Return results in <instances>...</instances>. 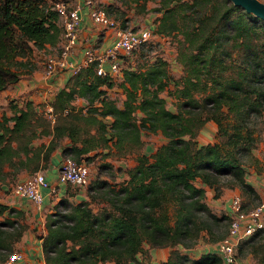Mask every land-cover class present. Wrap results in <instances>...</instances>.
Returning <instances> with one entry per match:
<instances>
[{"label":"trees","instance_id":"obj_1","mask_svg":"<svg viewBox=\"0 0 264 264\" xmlns=\"http://www.w3.org/2000/svg\"><path fill=\"white\" fill-rule=\"evenodd\" d=\"M117 1L135 12L148 9L149 0ZM158 1L153 10L162 13L153 32L182 37L176 60L183 73L172 93L176 111L162 96L170 76L157 60L143 70L124 69L118 80L97 75L94 62L81 66L48 103L52 118L31 100L18 107L11 101L10 114L0 115V181L43 169L65 138L62 154L78 162L105 148L119 157L135 154L125 180L97 183L105 204L94 209L88 199L66 200L65 209L47 215L45 264H220L216 251L198 257L186 252L204 230L210 232L207 218H217L206 189L217 188L218 196L226 185L221 177L229 176L230 186L254 191L240 156L254 146L246 117L264 106V19L230 0ZM61 34L59 16L45 0H0V91L30 74L33 52L56 45ZM115 86L123 92L121 104L108 94ZM79 98L84 103L77 105ZM209 120L217 127L215 140L201 143L197 136ZM143 132L160 133L166 141L145 153ZM41 136L49 141L35 145ZM4 210L0 263L26 227H15L11 218L21 212L0 203ZM163 247L170 248L167 258L151 260L149 249ZM250 247L264 264V241Z\"/></svg>","mask_w":264,"mask_h":264},{"label":"rangeland","instance_id":"obj_2","mask_svg":"<svg viewBox=\"0 0 264 264\" xmlns=\"http://www.w3.org/2000/svg\"><path fill=\"white\" fill-rule=\"evenodd\" d=\"M51 1L54 0H45V2L48 4H51ZM62 1L69 2L68 7L73 6L72 3L74 0ZM71 1L72 3H70ZM261 1L264 2V0ZM93 2L102 6L106 10V12L110 16L116 18L123 27L131 28L133 30H137L140 28H151L153 32L152 28H155V25H157L159 17L162 13V10H153V8L159 6L158 0H149L147 3L148 9L144 13L135 12V8L131 7L133 5H130V7H128L121 4L117 0H112L111 2H108V0H93ZM144 19H148L147 21L149 23H153L154 27L145 25ZM180 39H182V37L179 33L170 32L162 35L153 32L152 36L147 42L134 49L128 56L121 57L122 66L120 69V73L115 75L114 78L116 80L120 79L124 69L130 68L143 70L147 66H149V64L157 60H163L165 62L163 67L166 69L167 74H169L170 80L167 84V87L162 92V96L165 98L166 106L169 109L176 111V101L174 98L175 96L172 93L175 87L174 81L176 79H179V77L183 73L182 65L176 60V54L178 46L180 44ZM47 54L48 52L42 50H35L33 52L30 59V65L27 66L28 68H31L30 73L34 69H36L37 72L40 73L43 77L44 62ZM55 74L56 73H54L50 78L46 79H51ZM115 88L116 89L114 90L110 88V90L108 89V91L113 92L111 97L114 98L118 104H121L124 98L123 92H121L120 87L116 86ZM52 92H54V90ZM23 103V100H17L13 104L18 107ZM46 105L47 102H38V107L40 106V108H44L46 107ZM246 122L254 130V146L249 155L243 154L240 156V158L242 166L244 168L245 179L249 184L253 186L254 191H243L237 186H230L229 184H227V179L229 178V176L221 177V182H226V185L221 189V192L218 194V196L214 195L217 188L211 187L207 189L206 201L210 209L216 214L217 218H207L206 222L210 227V232L204 230L203 232L205 233L202 234L201 237L198 238V240L190 248L186 249L187 254L191 257H198L204 251H215L216 240L221 237L227 230V218L224 216H229V202L233 194L239 193L242 196L245 206H251L255 202H257L260 197L261 191L264 188V106H262L258 110L251 111L246 117ZM216 128V124L213 121L209 120L201 129L200 133L197 136V140L201 143L209 141L213 142L217 133ZM41 138L46 140L48 139V136H41ZM142 139L144 140L142 150L148 154L154 151V149L158 145L166 141V139L160 133L143 132ZM91 154H93V152ZM66 156L73 157L71 154L63 155L61 152L60 163ZM134 159L135 154H127L119 157L114 154V150H111L108 153V149L106 148L99 149L98 153L91 155L89 159H84L89 168V178L87 184L80 187L66 185L65 193L63 195H56L51 199V201L55 202L53 203V205H49L48 207L49 209H52L50 213L62 211L63 209H65L66 203L68 202H78L80 200L86 199L90 201V204L94 209L102 206L103 204H105V198L101 195L100 191L103 189L96 188L97 183L99 181H104L110 185H113L122 182L127 178L126 171L134 164ZM39 171L42 173L43 169ZM31 174L32 173H29V175ZM6 179V183H11L8 187V189L10 190L17 180L12 175L8 176ZM76 192L81 193L84 196L82 195L81 197L78 196L79 198H70ZM226 203L228 206V210L227 206L226 208H224V205ZM50 213H47V215ZM4 218L6 217H3V219ZM11 218L16 221L15 227L19 226V224L24 223L22 221L23 217L20 215H16V213H11ZM257 241H264V230L242 242V244L239 246L241 248V251L237 248V264H258L256 258L250 252V245ZM163 249L165 251L169 250L168 247H164ZM149 256L151 260L160 261L159 256ZM140 257L141 255L139 254L138 258Z\"/></svg>","mask_w":264,"mask_h":264},{"label":"built area","instance_id":"obj_3","mask_svg":"<svg viewBox=\"0 0 264 264\" xmlns=\"http://www.w3.org/2000/svg\"><path fill=\"white\" fill-rule=\"evenodd\" d=\"M89 5V16L91 20L104 27L111 28L115 33V41L102 52H96L88 45L83 49V60L73 62L70 54L73 46L79 37L81 17L80 6L68 7L67 2L62 0L51 1V8L54 9L62 27L60 43L56 53L48 54L44 62L43 76L50 78L54 73L69 70L71 74L76 73L83 65L95 63L97 75H112L120 73L122 56H128L134 49L147 42L152 36L151 28H140L133 30L123 27L120 22L110 16L106 10L87 0ZM46 111L48 116L51 107L48 105ZM89 178V168L84 161H76L71 156H66L59 165L57 180L62 184L71 186H84ZM12 193L27 198L37 206L44 200V191L48 190L50 195L56 193V186H52L44 174L36 171L25 179L16 181ZM229 223L225 235L216 243V253L221 257L220 264H237L236 248L238 244L264 228V188L260 197L251 206H245L242 196L239 193L232 195L230 202ZM20 258L18 251L10 253L0 264H14Z\"/></svg>","mask_w":264,"mask_h":264},{"label":"crops","instance_id":"obj_4","mask_svg":"<svg viewBox=\"0 0 264 264\" xmlns=\"http://www.w3.org/2000/svg\"><path fill=\"white\" fill-rule=\"evenodd\" d=\"M111 1L112 0H108V2ZM70 3H72V1ZM67 4L69 5V2H67ZM72 4L73 6H80L79 13L81 22L79 28V37L73 46L72 52L70 54V60L73 62H81L84 57L83 49L86 46L90 45L96 52H102L106 47L110 46L115 41L116 37L113 29L104 28L91 20L89 16V5L87 4V0H74ZM147 20L148 19H144V24L148 26L150 25L149 27H154V24L149 23ZM59 43L60 41L56 45H48L46 48H42L40 50L46 51L48 54L55 53ZM70 75L71 73L69 70H64L56 73L51 79H46L44 76L42 77V75L38 73L36 69H34L27 76L21 77L18 81L9 84L6 88L0 91V115L3 113L10 114L11 101L14 103L17 100H31L37 106L38 102H47V107L48 103L54 97V92L64 85ZM115 87L112 89H116ZM53 90L54 92H52ZM108 94H111L110 96H112L113 92L108 91ZM83 103L84 100L81 98L76 100L77 105ZM49 138L50 137H48L46 140L37 138L38 140L35 139L34 144L36 145L41 142L47 143ZM66 143H68L66 138L61 140L59 145L51 152L49 160L46 166L43 168L42 173L44 174L46 180L52 186H56L57 191L55 194L50 195L48 190H43L44 200L41 205L37 206L29 199L12 193V190L8 189L11 183H6L7 179L0 181V203L21 212L23 217L22 221L26 225L20 239L14 241L12 245L15 251H18L20 254V258L17 259L14 264H45L42 250V236H44L46 233V215L52 211V209H49L48 207L49 205H53L55 202L51 201L53 196H60L65 193V187L67 185L59 183L57 180L58 168L61 161V151ZM28 176L29 172L26 171H20L19 173L13 175L17 181L25 179ZM82 195L83 194L76 192L70 198H79L78 196L81 197ZM226 206L227 203L224 205V208H226ZM7 215L8 211L4 210L2 213H0V220ZM163 248H151L149 249V253L152 257L159 256L160 261L165 260L169 254L170 248L167 251H165ZM100 264L114 263L111 261H105Z\"/></svg>","mask_w":264,"mask_h":264},{"label":"water","instance_id":"obj_5","mask_svg":"<svg viewBox=\"0 0 264 264\" xmlns=\"http://www.w3.org/2000/svg\"><path fill=\"white\" fill-rule=\"evenodd\" d=\"M234 4L241 6L246 11L264 19V2L261 0H230Z\"/></svg>","mask_w":264,"mask_h":264}]
</instances>
